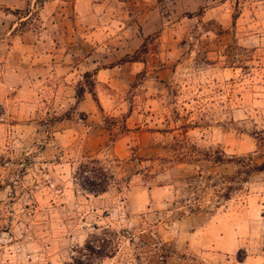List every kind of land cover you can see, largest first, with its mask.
Here are the masks:
<instances>
[{"label":"rangeland","instance_id":"1","mask_svg":"<svg viewBox=\"0 0 264 264\" xmlns=\"http://www.w3.org/2000/svg\"><path fill=\"white\" fill-rule=\"evenodd\" d=\"M45 1L1 7L0 38L36 36L43 14L82 15L83 37L76 71L36 47L18 58L19 88L0 103V264H255L264 0ZM127 55L147 66L97 80ZM93 158L113 175L101 194L79 184Z\"/></svg>","mask_w":264,"mask_h":264},{"label":"crops","instance_id":"2","mask_svg":"<svg viewBox=\"0 0 264 264\" xmlns=\"http://www.w3.org/2000/svg\"><path fill=\"white\" fill-rule=\"evenodd\" d=\"M60 0H46L45 1V8L55 5L57 6ZM65 0H61L60 2H64ZM37 0H0V8L1 7H7L11 9H23L25 7H35ZM83 6V0H75V7H82ZM61 7V6H59ZM44 8V9H45ZM7 13L4 12L3 17H7ZM2 15H0V26L1 30L6 31L8 26L3 24ZM26 17H21L18 19L19 21L25 20ZM41 24L43 28H41V31L34 36L33 30H28L23 33L21 36H17V34L10 35V38H0V103L7 100L9 95H13L14 92L17 91L19 88L18 81H16L19 77V74L21 73V65L18 63V58L21 59V57H24L25 59H31L32 56V48L36 47L41 50L39 52L40 58L43 60H49L52 63H55V66L61 65L67 66V71H76L77 68H74L72 65H70L73 62V55H75L76 51H74V47L77 44V33L80 35L83 34L81 32L83 22L82 15H76L74 17H58L56 15L43 14V16L40 19ZM78 27H74V25L78 24ZM14 23L13 26L10 28V32H12L15 29ZM61 29V30H59ZM43 30V31H42ZM63 31V35L66 36V38H59V33ZM9 32V33H10ZM8 34V33H7ZM11 34V33H10ZM34 36V38H33ZM61 36V35H60ZM29 38H33L34 41H30ZM24 39V40H23ZM80 42L83 41V39H80ZM79 53H77L80 57H82V48L80 46ZM120 51H114L110 53L108 56H113L114 54H120ZM128 54V52H123L120 55H118L117 58L122 57L123 55ZM20 55V57H19ZM16 57V58H15ZM15 58V59H14ZM115 58V60H117ZM14 59V60H13ZM88 60L89 58H85ZM13 61V63H10V61ZM98 62H96L97 64ZM87 64V62H86ZM88 65V64H87ZM82 66V64H81ZM118 66V67H116ZM114 67H98L97 69V80H105L104 76H110V72H115V69L125 68L129 67L132 70L137 69L142 70V68H145L146 62L136 61V62H125L123 64L116 65ZM83 67V66H82ZM120 67V68H119ZM96 68V67H95ZM87 70H91L90 68H87ZM103 76V77H102ZM242 242V241H240ZM257 247H260L263 245V242L261 240L257 241ZM259 244V245H258ZM241 248V247H239ZM260 252V251H259ZM261 253H257L255 255V264H264V251H261Z\"/></svg>","mask_w":264,"mask_h":264},{"label":"trees","instance_id":"3","mask_svg":"<svg viewBox=\"0 0 264 264\" xmlns=\"http://www.w3.org/2000/svg\"><path fill=\"white\" fill-rule=\"evenodd\" d=\"M140 60L139 57L135 55H127L123 57L119 63L129 62V61H138ZM116 64L110 65L111 67L115 66ZM86 76H89V73H86ZM85 92V88L82 85H79L77 89L78 100L83 98V93ZM92 92V90H91ZM62 118V117H61ZM60 118V119H61ZM105 164L102 163L101 160L93 158L85 161L80 165L78 168V177H79V184L82 189L94 193V194H101L108 190L110 185V180L113 175H109L108 168L104 166ZM257 170H264V163L260 165H256L255 167ZM112 176V177H111ZM87 247L93 250V246L87 245ZM78 263L81 264V261L78 260Z\"/></svg>","mask_w":264,"mask_h":264}]
</instances>
